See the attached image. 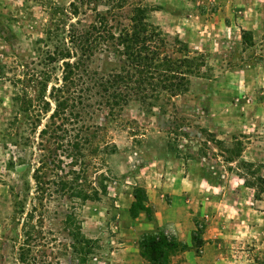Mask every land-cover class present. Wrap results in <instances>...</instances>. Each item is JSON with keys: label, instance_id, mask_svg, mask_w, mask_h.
Returning <instances> with one entry per match:
<instances>
[{"label": "rangeland", "instance_id": "1", "mask_svg": "<svg viewBox=\"0 0 264 264\" xmlns=\"http://www.w3.org/2000/svg\"><path fill=\"white\" fill-rule=\"evenodd\" d=\"M237 1L0 0V264H137L151 232L131 229L135 195L147 197L152 218L148 189L159 187L170 204L175 174L192 177L197 190L179 203L188 219L165 211L152 231L187 244L170 264H264V208L248 190L235 194L229 161L240 151L218 137L234 133L235 120L247 130L240 116L249 111L264 113V69L254 80L242 70L264 58V34L255 38L238 21L264 0ZM125 30L151 35L149 67L127 65ZM111 72L123 78L118 99ZM245 168L263 190L262 167ZM206 180L216 188L203 190Z\"/></svg>", "mask_w": 264, "mask_h": 264}, {"label": "crops", "instance_id": "2", "mask_svg": "<svg viewBox=\"0 0 264 264\" xmlns=\"http://www.w3.org/2000/svg\"><path fill=\"white\" fill-rule=\"evenodd\" d=\"M224 3L226 4V6H228V3H231L234 6L243 5L242 1H237V0H223V3H221V6ZM258 5L263 6L264 3H259L258 1L254 3L250 2L248 7L245 10H242L241 11L242 13L238 15L239 16L238 21L243 22L241 26L242 30L243 29L253 30L252 35L255 38H258V35L262 36V34H264V30H262L263 17H261L263 15H261L262 13L259 12L260 10L257 7ZM254 6H256V8ZM245 12H248L249 14L245 15ZM249 21H251L250 23H253L254 21L255 22L258 21L260 24H257V25L254 24L251 27H247L246 25H244L246 22H249ZM259 31L262 32L261 35L259 34ZM258 67L264 69V58L262 60H259V62H250L246 64V66L242 67V70H245L246 71L245 73H247L248 75H250L251 78H253L254 71ZM258 81L264 83V78L258 77ZM245 83L250 84V82H248V78H245ZM240 117H242L241 119H244V120L248 119L246 123L244 122V124L248 128L247 130L238 132V129L240 127L238 125V121L235 120L234 126H233L235 130L234 133H225L223 136L218 135V137L227 138L228 140H230V144L232 146H235V148H237L240 151L238 152L239 153L238 155L234 156L233 160L229 161V163L234 164L235 168L238 170V171H235L234 169L233 173H231V175L233 176L234 185H235V194H239V196L242 197L243 192L248 190L249 196L253 197L254 201L261 203L260 204L261 208H264V189L263 190L257 189V185L253 183V181L255 180L254 175L248 174L249 172L245 168V167L254 168V166L259 165L262 167V170L264 171V135L255 136L256 134L255 129L259 128V126L261 127V123L257 120V118H262V120H264V113L260 111L251 110L249 111L248 115H242ZM242 132H245V133L243 134ZM214 145L218 146V144H214ZM242 159L245 160V162H241ZM262 176L264 178V172L262 173ZM205 183L207 187H205V189L203 190H208L210 186H213L216 188V185H214V183H210V180H206ZM193 184H194V180L189 175L180 176L178 174H175V182L172 183L169 189L170 195L172 196L174 200L170 204L164 202L163 199H160V195H163V194L162 193L160 194L159 187L154 185L155 187H151L150 189H148V192L149 193L151 192L149 194L150 195L149 199H150V204L154 206V210H155L154 215L150 219L147 217L145 212H140L137 217H131V219L133 220L132 224H134V226H131V229L139 230L141 232H152V231L157 230L158 226H160L162 221L166 218L165 211L172 213L173 215L172 217H174L176 221L178 222L184 221L186 218L188 219L189 211L187 209L184 210L183 207L180 208L181 205L179 203L180 201L183 202V195H193L194 192L197 190L196 186H194ZM190 198L191 197L189 196L186 199V201L189 202ZM205 199L207 200V202H210V203L212 202V200H214L213 202L215 205H217V203L221 204V201H222L220 200L219 202H216L215 197L212 198L211 195L208 193L205 195ZM201 202H203V200ZM210 212L212 211L210 210ZM260 213H264V210H261ZM192 214L194 216V213ZM203 214H204V217L206 216L207 218L205 219L206 221H209L211 219V215L209 213L205 211H203L202 213L201 212L199 213L200 216H203ZM216 217H218L217 214H216ZM212 220H215V219L212 217ZM218 220L220 221L221 219L219 218ZM192 223L193 222H189L190 228H193ZM239 225L241 226V224ZM251 228H254V227L251 225ZM255 228H257V226ZM185 241L187 242V240ZM206 245L208 246L209 242H206ZM214 245H215V242H214ZM138 263L139 264H151L149 261L143 259L141 255L137 256V264Z\"/></svg>", "mask_w": 264, "mask_h": 264}, {"label": "trees", "instance_id": "3", "mask_svg": "<svg viewBox=\"0 0 264 264\" xmlns=\"http://www.w3.org/2000/svg\"><path fill=\"white\" fill-rule=\"evenodd\" d=\"M137 26L141 28L143 32H145V24L140 25V23H138ZM91 27L93 29L95 28L93 25H91ZM124 33V35H119V41L123 47L121 52L127 57V65H131L132 68L135 66L139 67L140 65L149 67V64L147 63L149 57L145 52L147 51L149 53L150 51L149 42L152 40L150 38L151 35L149 33H146L145 35V33H138L137 31L130 33L128 30H125ZM89 36L90 32H84L78 36L79 46L83 51H86L89 47H91V45L88 43L90 42ZM118 51L120 52V50ZM150 53H153V51H150ZM83 54L85 53L81 52V57L78 58L77 62H74V64H82ZM69 72L71 73L72 69H69ZM68 78V75L64 76L65 82L68 81ZM122 79L121 73H110L108 78L109 82L112 83V85H109V88L111 89L110 97H113L114 99L117 97L118 99L119 96L122 95V85L121 82H119V80L122 81ZM128 86L131 87L129 84H127L125 87ZM168 87V85L162 86L163 89H167ZM58 90L62 91L63 89L61 88ZM61 105L62 103H59V107ZM135 198L137 202L133 204L134 209L131 210L132 217H137L140 212H145L147 217L151 219V209L148 205H146L147 197L144 195V197L140 198L138 195H135ZM195 226L196 229L193 231L192 240L197 247H201L203 244V227L200 228L197 222H195ZM140 247L141 255L144 257L147 256L148 261L151 264H170L171 254L176 250H185L187 248V244L178 239L174 233L164 231L159 233H145L140 240Z\"/></svg>", "mask_w": 264, "mask_h": 264}]
</instances>
